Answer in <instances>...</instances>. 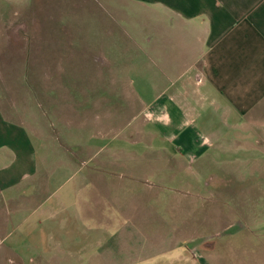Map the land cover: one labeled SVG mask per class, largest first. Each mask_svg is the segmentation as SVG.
Returning <instances> with one entry per match:
<instances>
[{"label": "crops", "instance_id": "obj_1", "mask_svg": "<svg viewBox=\"0 0 264 264\" xmlns=\"http://www.w3.org/2000/svg\"><path fill=\"white\" fill-rule=\"evenodd\" d=\"M100 3L110 8L109 14L115 21L117 16H123L127 22L135 17L140 25L146 23V29L96 34L92 42L94 54L104 55L105 46L110 55L138 54L144 56V60L135 64L142 76L147 77L145 71L149 70L143 61H152L157 72L144 84L156 89L150 101L135 92L128 80L111 79L109 97L116 103L119 98L124 104L113 109L108 104L103 114L128 124L140 117L147 119L148 111L154 109L156 112L149 117L154 115L160 120L159 124L151 121L155 131L167 139L173 150L180 153L182 149L186 156L187 152L198 150L202 155L211 143L203 139L197 119L208 103L214 111L221 112L227 127L240 129V139L253 138L256 150H264V0H100ZM105 37L109 42L101 41ZM49 91L46 89L42 99L35 95L29 100L27 123L18 103L0 92V264L10 260L4 258V243L12 232L20 230L25 235L28 230L26 239L35 249L31 264H256V257H225L211 251L213 237L226 234L237 237L244 225L225 224L216 233L208 234L202 225L192 224L198 207L205 214L212 208L190 200L188 192L177 191L182 198L158 190L162 188L159 183L162 172L156 163L144 165L142 170L156 176L157 183L148 177L131 178L143 187L132 184L124 191L113 178L95 176L94 171L81 177L82 183L85 181L89 187L86 193L79 186L56 198L46 196L44 192L55 174L69 167L61 162L51 170L49 142L51 138H60L59 132L52 130L54 124L48 121L49 114L61 124L74 122L79 133H73V137L78 139L82 117L92 114L94 119V113L89 111H93V102L95 105L109 102L108 98L93 96L92 103L85 107L83 97H78V101L64 90L54 97L48 95ZM187 127L194 129V138L187 133ZM148 133L142 128L135 131L137 136ZM212 134L221 135L222 131L215 127ZM83 148L95 150L92 144ZM112 165L109 167L115 169ZM116 176L125 177L123 173L109 175ZM192 180L197 182L196 178ZM192 180L187 182L179 175L170 182L183 181L192 187L189 182ZM194 196L200 202L201 193ZM166 198L169 202H165ZM54 203L61 208L58 217L53 218L52 213L48 223L32 226L28 222V210L50 209ZM218 204L215 214L221 216ZM167 214L179 219L165 223ZM235 227L239 229L233 232ZM12 244L22 246L20 238H12ZM17 258V262L22 261L21 256ZM260 264H264V259Z\"/></svg>", "mask_w": 264, "mask_h": 264}, {"label": "rangeland", "instance_id": "obj_2", "mask_svg": "<svg viewBox=\"0 0 264 264\" xmlns=\"http://www.w3.org/2000/svg\"><path fill=\"white\" fill-rule=\"evenodd\" d=\"M108 8L101 6L100 0H0V92L18 103L24 111L22 119L26 117V123L29 100L35 95L42 99L46 89H52L48 95L54 97L61 90L78 101V97H83L81 101L85 102L86 105L82 103L85 107L92 103L93 96L95 99H109V102L102 101L100 105L93 102V111L87 108L94 113V119L91 118L92 114L82 117L83 127L78 139L73 137V133H79L74 122L69 120L61 124L49 114L47 119L54 124L52 130L58 131L60 138L48 140L51 145V170L53 172L61 162L69 167H63L59 175L55 174L44 194L56 198L57 195L73 192L79 186H83L81 192L86 193L89 187L85 181L82 183L81 177L90 176L94 171L95 176L113 178L120 190L124 191L128 185L140 184L131 178L148 177L157 183L156 176L142 170L144 165L156 163L162 172L159 180L162 188L158 190L165 195L182 198L177 191H185L190 193V196H186L190 200L212 208L211 212L208 209L205 214L198 207L191 219L192 224L202 225L208 234L216 233L225 224L244 225L237 237L227 234L213 237L211 251L225 257H256V264H260L264 259V150H256L253 138L240 139V129L227 127L221 112L214 111L208 103L197 119V128L203 139L211 143L202 155L198 150L187 152L189 156L182 149L180 153L173 150L167 139L155 131L151 121L159 124L160 120L154 115L149 117V114L156 112L154 109L148 111L147 119L140 117L128 124L122 123L118 117L111 119L103 114L108 104L112 109L115 105L124 104L119 98L116 103L109 97L111 79L128 80L135 92L150 101L156 89L144 84L157 73L153 70L156 68L152 61H143L144 67L149 70L145 71L147 77L142 76L141 71L136 70L139 65L135 64L144 60V56L138 54L110 55L108 46L102 49L104 55L94 54L96 48L92 42L96 34L131 33L146 29V23L140 25L135 17L127 22L112 10L117 16L115 21ZM105 39L109 42L107 37L101 41ZM117 89L123 90L121 87ZM158 115L161 116V113ZM215 127L222 131L221 135L212 134ZM139 128L149 133L137 136L135 131ZM186 130L194 138V129L187 127ZM88 144H92L95 150H84L83 146ZM81 161H85V164H81ZM112 163L121 167H114ZM120 173L125 177H109ZM172 175H180L186 181L196 178L197 182L189 181L192 187L188 186V181L172 184L170 180L175 178H170ZM140 186L143 187L142 184ZM198 193L202 195L200 202L194 196ZM165 202H169V199L166 198ZM216 203L223 212L221 216L215 214ZM50 209L43 207L34 211L31 208L27 213L28 222L32 226L48 223L52 213L53 218L61 213L56 203ZM164 218L165 223H174L179 219L168 214ZM238 229L235 227L232 231ZM27 231L26 235L24 230L12 232L4 243V258H10L6 264L32 263L35 249L26 239ZM12 238H20L22 246H12ZM19 256L22 257L21 262H17Z\"/></svg>", "mask_w": 264, "mask_h": 264}]
</instances>
